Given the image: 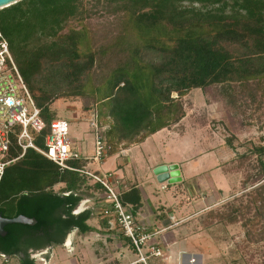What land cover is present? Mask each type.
I'll return each mask as SVG.
<instances>
[{
  "label": "trees",
  "instance_id": "trees-1",
  "mask_svg": "<svg viewBox=\"0 0 264 264\" xmlns=\"http://www.w3.org/2000/svg\"><path fill=\"white\" fill-rule=\"evenodd\" d=\"M83 1L21 0L0 10V30L46 123L38 146L44 148L56 119L50 106L59 97H81L85 111L98 109L105 125L99 124L108 126L109 154L179 124L186 116L181 100L193 89L215 101V91L235 101V87L251 103L264 98V0H106L103 9L113 22L100 26L87 23ZM256 151L264 154V147ZM19 156L13 150L11 157ZM68 164L86 167L81 159ZM87 180L32 149L7 167L0 216L37 223L8 225L0 255L26 256L63 244L74 229L81 235L95 231L88 225L91 209L73 214ZM262 180L263 172L253 183ZM59 184L63 188L55 192ZM252 194L251 202L259 203L256 217L264 218V185ZM141 200L138 189L120 195L124 206ZM235 214L228 215L229 223L237 222Z\"/></svg>",
  "mask_w": 264,
  "mask_h": 264
},
{
  "label": "rangeland",
  "instance_id": "rangeland-1",
  "mask_svg": "<svg viewBox=\"0 0 264 264\" xmlns=\"http://www.w3.org/2000/svg\"><path fill=\"white\" fill-rule=\"evenodd\" d=\"M105 2L106 0L83 1L84 15L91 26L113 22L112 16L106 15L103 9ZM107 33L110 35V30ZM232 89L235 90L232 92L236 96L232 103L221 91H215L218 95V100L215 101L205 96L200 89L191 90L181 100L186 116L179 126L172 130L175 134L165 131L160 134L161 138L164 137L165 144L156 143L155 137L150 138L141 148L132 150L128 155L144 161L141 166L135 167L129 163L130 167L122 170H125L127 180L132 183L136 180L141 187L146 188L151 187L144 174L148 167L146 164L149 155L153 158L157 155L161 158L177 155L181 160L186 158L185 161L190 162L193 174L185 180L182 186L184 193L177 194L175 201L186 204L203 197L210 198L211 208L203 214L200 213L195 225L203 229L204 234L211 236L215 248L221 252V257L229 264H264V218L256 217L259 203L251 202L252 193L264 185V154L256 151L264 147V98L257 97V102L251 103L249 98L247 100L242 96L240 88ZM173 97L177 98L176 95ZM85 106L86 101L74 96L59 97L50 106L56 119L66 120L70 124L69 138L73 137L74 129L77 134L82 135L79 142L83 141V135L86 138L93 135V116L96 115L97 122L101 120L98 109V113L94 108L85 111ZM89 106L93 105L89 103ZM84 115H90V123L84 119ZM73 119H78L81 124L75 123L73 126ZM165 138L168 141L175 139L174 147H169ZM92 168L97 170V166ZM122 170L114 176H121ZM138 170L141 171L140 175H137ZM262 172L263 180L253 183V179ZM170 187L169 191L159 190L161 200L174 198L173 186ZM62 188L63 185L59 184L54 190L59 192ZM97 192L90 180L84 182L80 188L83 200H90L85 207L93 209L88 225L95 231L81 235L74 229L66 235L61 245H52L35 252L29 251L26 256L0 255V264H21V259H30L35 264H114L105 262L109 258L108 249L117 246L109 245L105 237L109 231L102 229V223L107 219L99 214L102 211L97 209L101 205ZM233 210H236L237 222L229 223L228 215ZM220 214L227 217L225 222H220L217 217ZM105 227L112 228L109 223H105ZM116 229L122 232L119 226ZM70 238L71 244L68 246L66 243Z\"/></svg>",
  "mask_w": 264,
  "mask_h": 264
},
{
  "label": "crops",
  "instance_id": "crops-1",
  "mask_svg": "<svg viewBox=\"0 0 264 264\" xmlns=\"http://www.w3.org/2000/svg\"><path fill=\"white\" fill-rule=\"evenodd\" d=\"M84 119H87L90 123L91 117L90 115H86ZM73 121V126L76 125L75 123L81 124L78 119H73ZM177 125L171 129H164L152 135L141 144H134L125 147V143H122L118 152L115 154L108 153L100 163L91 160L94 151L93 133L91 137L87 138L83 135V141L79 142L80 139H82V135L77 134L76 129H74L73 137L71 138L72 148L80 154L81 160L86 162L85 168L87 170L98 173H111L112 177L110 178V181L119 195L129 193L132 189L139 190L142 197L140 205L133 206L132 204H129L128 206L132 209L135 221L140 226L145 227L147 233L152 236L148 245L159 249L164 256L163 258L150 257L148 264H229L221 257L219 249L215 248L211 236L204 234L205 231L199 228L198 225H195L197 224L196 218L200 217V213L203 214V212H205L208 208H211L212 202L210 201V198L207 199L203 197L201 199L194 200L193 203L186 204L182 201H175L177 199V194L184 193V190L182 189L183 183L193 174L190 162L185 161L186 158L185 160H181L178 155L170 158H161V156L158 157L159 155H157L153 158L149 155L147 157L148 159L146 164L148 167L146 168L144 174L147 176L151 187L148 186L146 188L144 186L141 187L136 180H134L133 183L127 180L125 170H122V168L130 167L131 164L134 167L142 165L144 160H139L128 155L132 150L141 148L150 138L155 137L157 138L156 143L165 144L163 143L164 137L161 138L160 134L165 131L171 132L173 129L177 128ZM167 143H169V147H174L176 142L175 139H172V141L167 140ZM160 159L162 160L160 161ZM129 163L131 164L129 165ZM173 164H177L179 166L182 181L175 184L159 182L155 175V170L158 167ZM96 166L97 170L92 168ZM119 170L123 171L121 172V176H114V174H117ZM140 174L141 171L138 170L137 175ZM152 186H154V188ZM170 186H173L174 198L168 201L161 200L159 198V190L169 191L171 189ZM101 191L102 190L98 189L97 192L101 200V205L97 209H112V205L105 202L104 193ZM147 201H150V203ZM201 205H203V207ZM99 214L101 213L99 212ZM112 221L113 219L111 217L104 220L102 223L103 231H109L105 236L107 237V242H109V245L114 244L117 246V248H113L111 250L110 248L108 249L109 258L105 262H112L114 264H141L138 263V256L134 247L122 234L120 229H116L118 225L114 224ZM105 223H113V225L110 224L112 228L106 229ZM99 264L104 263L100 262Z\"/></svg>",
  "mask_w": 264,
  "mask_h": 264
},
{
  "label": "built area",
  "instance_id": "built-area-1",
  "mask_svg": "<svg viewBox=\"0 0 264 264\" xmlns=\"http://www.w3.org/2000/svg\"><path fill=\"white\" fill-rule=\"evenodd\" d=\"M96 118V115L93 116L91 121L94 134V151L91 160L100 163L107 156L110 148L106 140L108 126L100 127ZM45 128L46 123L41 117V110L26 87L10 51L9 43L0 30V185L7 167L32 149L52 161L62 171L77 172L101 187L105 202L112 205L110 210L102 209L101 214L103 217H112V222L121 228L123 235L137 253L138 263L148 264L150 257L163 258L159 249L148 245L152 236L147 233L145 227L135 221L131 207L121 203L120 195L110 181L111 173H98L86 168L77 169L68 164L69 161L81 159L80 154L72 148L69 123L60 119L52 121L49 132L44 137V148H42L36 144L35 140ZM13 150L20 151V156L12 158ZM88 202H90L89 199L83 200L73 214L79 215L90 210L89 207H85ZM82 205L84 207L79 211ZM110 224L113 225V223Z\"/></svg>",
  "mask_w": 264,
  "mask_h": 264
},
{
  "label": "water",
  "instance_id": "water-1",
  "mask_svg": "<svg viewBox=\"0 0 264 264\" xmlns=\"http://www.w3.org/2000/svg\"><path fill=\"white\" fill-rule=\"evenodd\" d=\"M21 0H0V10L4 8H8ZM155 175L159 182L161 183H168V184H175L182 181L180 177L179 166L177 164L173 165H165L158 167L155 170ZM36 220L27 218L25 216H19L14 219H7L0 216V236H6V231L4 230L6 226L13 225V224H22V225H29L34 226L36 224Z\"/></svg>",
  "mask_w": 264,
  "mask_h": 264
},
{
  "label": "bare ground",
  "instance_id": "bare-ground-1",
  "mask_svg": "<svg viewBox=\"0 0 264 264\" xmlns=\"http://www.w3.org/2000/svg\"><path fill=\"white\" fill-rule=\"evenodd\" d=\"M84 205H82L80 208H79V211H81L83 209ZM68 246H70L71 244V238L67 241L66 243ZM40 261H44V260H40Z\"/></svg>",
  "mask_w": 264,
  "mask_h": 264
},
{
  "label": "flooded vegetation",
  "instance_id": "flooded-vegetation-1",
  "mask_svg": "<svg viewBox=\"0 0 264 264\" xmlns=\"http://www.w3.org/2000/svg\"><path fill=\"white\" fill-rule=\"evenodd\" d=\"M6 227H7V226H6ZM6 227H5V228H6ZM4 230H5V229H4ZM6 235H7V233H6ZM4 237H5V236H4ZM47 247H49V246H47ZM45 248H46V247H45ZM29 251H30V252H34L33 250H29ZM29 251H28V252H29ZM19 255H21V254L19 253Z\"/></svg>",
  "mask_w": 264,
  "mask_h": 264
}]
</instances>
